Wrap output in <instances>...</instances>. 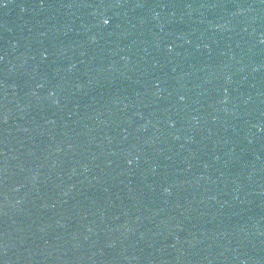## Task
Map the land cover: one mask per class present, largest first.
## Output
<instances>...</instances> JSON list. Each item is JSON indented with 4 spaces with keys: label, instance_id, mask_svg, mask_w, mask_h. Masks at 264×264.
I'll return each mask as SVG.
<instances>
[{
    "label": "water",
    "instance_id": "1",
    "mask_svg": "<svg viewBox=\"0 0 264 264\" xmlns=\"http://www.w3.org/2000/svg\"><path fill=\"white\" fill-rule=\"evenodd\" d=\"M0 264H264L237 0H0Z\"/></svg>",
    "mask_w": 264,
    "mask_h": 264
}]
</instances>
